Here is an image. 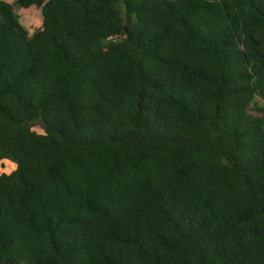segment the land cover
Returning <instances> with one entry per match:
<instances>
[{"label": "trees", "instance_id": "16d2710c", "mask_svg": "<svg viewBox=\"0 0 264 264\" xmlns=\"http://www.w3.org/2000/svg\"><path fill=\"white\" fill-rule=\"evenodd\" d=\"M257 99L264 0H0V264H264Z\"/></svg>", "mask_w": 264, "mask_h": 264}, {"label": "rangeland", "instance_id": "374dc122", "mask_svg": "<svg viewBox=\"0 0 264 264\" xmlns=\"http://www.w3.org/2000/svg\"><path fill=\"white\" fill-rule=\"evenodd\" d=\"M42 11L41 10H35L31 13H29L28 15H23L20 20L21 22L27 26V23L31 22V21H41L42 20ZM256 108L262 109L264 108V103L257 99V106H255ZM35 130H37L40 133L44 132V129L42 128V126L37 125L35 127ZM17 168V164L9 162V161H5V160H1L0 161V175L2 174H10L12 173L15 169Z\"/></svg>", "mask_w": 264, "mask_h": 264}, {"label": "water", "instance_id": "95a60500", "mask_svg": "<svg viewBox=\"0 0 264 264\" xmlns=\"http://www.w3.org/2000/svg\"><path fill=\"white\" fill-rule=\"evenodd\" d=\"M6 264H19V263H16V262L13 261L12 259L7 258V260H6Z\"/></svg>", "mask_w": 264, "mask_h": 264}]
</instances>
